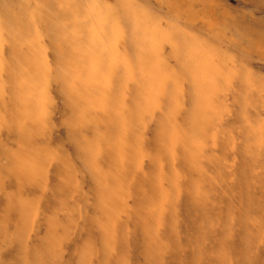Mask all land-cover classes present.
I'll return each mask as SVG.
<instances>
[{
	"label": "rangeland",
	"instance_id": "1",
	"mask_svg": "<svg viewBox=\"0 0 264 264\" xmlns=\"http://www.w3.org/2000/svg\"><path fill=\"white\" fill-rule=\"evenodd\" d=\"M132 1H141L140 3H142L137 14L143 13L151 16V13H157V2L174 5L178 0H144V2L143 0H0V47H2V56H0V167L4 168L0 172V241H2L0 243V264H18V261L23 259L24 261L34 259L36 262H33L34 264H145V261L149 264H169L170 262L164 256L165 247L168 245L161 244L157 235L168 229V223L163 222V218L169 214L166 208L170 207L167 206L171 203L169 202L170 198L175 204H172V209L179 208L181 196L176 198L173 184L175 172L180 173L181 185L184 187L191 186L187 180L191 177L197 183L202 182L200 179H204L203 184L211 185L210 181L212 180L203 175V173L206 174L205 166L209 165L210 156L225 151L228 153L227 158L217 162V166L222 165L224 168L233 166L239 152L245 150V145L243 146L240 142L243 135H246L245 137L249 141L250 139L253 141L257 137V142H252L253 144L250 145L255 147L259 153H264V57L260 58L252 54L264 52V0H215L222 2L219 6H223V8L225 6L227 8L225 10L228 12L227 16L222 12H217L212 16L214 24L217 23L216 20L219 22V24L217 23L218 31L215 29L211 33L208 32V35L205 33L207 31H191L190 33V36L195 40V45L190 48L192 58H195L193 64L200 61L196 69L197 71L203 70L202 74L205 73V76L201 75L199 78L200 80L210 78L213 82L211 88H215V91L211 92L201 85L198 86L197 83L193 85L192 79L196 78H189L187 74H184L180 88L182 107L178 119L183 138L177 146V158L193 163L195 168L182 167L181 163L177 161L174 170L171 157L166 156L169 160L168 162L165 160L163 183H161L160 159L156 152L150 153L158 158L155 163L147 156L141 165L139 171H154L158 175L155 184H158V187L164 191V194L161 193L159 197L155 198V204L158 205L157 211L155 204L151 202L146 206L150 216L146 224L143 223V227L148 228L149 233L154 234V241L150 240L149 251L143 253V238L135 237L138 231L133 234V226L137 220L135 217L132 218L133 220L130 217L125 219L122 215L115 221L114 229L106 230L103 227L104 217L99 216L102 206L94 182L83 176L84 164L81 151L83 138L93 137L98 127L100 130L102 128L97 123L88 124L81 129L73 126L76 113L74 114L75 108L68 104L69 100L64 85L67 78L65 70L68 69L72 75L79 74L86 78L85 86L91 98L101 101L106 96L105 111L102 113L113 114L107 100L119 92L116 91L115 83L121 72L120 67L125 68L129 77L138 76L134 62H131V49L125 45V41H131V33L134 28L126 27L121 20L123 14L121 6ZM198 2H200V9L209 0H198ZM163 10H167L165 6ZM55 13H61L63 18L60 20L59 17V21L56 23L60 22L63 25L64 32L72 41L61 39V42L55 37L54 32L57 31V27L55 31L52 30V24L55 25L54 22L52 23L56 17ZM179 16L178 13L169 14L168 19L163 18L161 27H164L163 24L166 21H171L172 24L179 26V22L176 21ZM140 18L142 19V17ZM108 19H111L113 23L107 21ZM225 21L229 22L227 27H224ZM240 22L243 23L242 26L239 25ZM135 25L142 29L145 37L147 35L145 27L142 28L139 22L137 24L135 22ZM145 25L146 27L150 26L147 23ZM38 34L42 37L44 44L41 55L47 59V52L50 63L56 68L55 78L49 87L52 101L49 126L42 134L31 122L34 106L32 83L23 89V84L19 81L20 69L17 68L18 62H16V54L21 51L33 60L30 63L26 59L25 64H29L31 69L36 65L38 67L39 52L35 51L29 43ZM168 34H170L169 31L163 33L162 40L163 35ZM111 35L114 39L107 40L108 37L111 38ZM226 37L231 46L242 48L241 53L244 54L233 50V47L231 49L233 56H230L229 48L221 44L222 42L218 43ZM164 41L163 44L166 43V39ZM260 41L263 42L262 47H259ZM106 44L109 45L108 49ZM144 48L145 46H138L135 50L146 55L143 51ZM100 50L106 55H102ZM163 51L158 57L161 65L165 66L168 63L165 57L167 48ZM210 53L220 56L209 59ZM222 54L224 57H221ZM92 55L98 57L92 59ZM84 56L86 58L89 56V59L84 60ZM105 58L108 59L107 64L104 63ZM145 60H147L146 56ZM136 62L137 66L141 65L139 66V68L142 67L140 71H143L149 81L151 76L148 74L152 72L151 75H154L155 69H151L150 65L147 66L148 61L143 67L141 58H137ZM168 64L173 66L175 61ZM224 64L227 66L226 83L218 80L221 75L218 74L219 69ZM241 65L246 70L241 82L245 80L248 82L246 86H251V83L259 81V84L253 86L252 89L261 104L257 110L251 108L253 109L251 111L248 105L249 100H243L241 109L248 117L252 116L256 119V122L248 126L246 130L240 126L235 128L230 126L235 118H239L241 122L247 120V116L241 113L240 108L234 106L239 99L236 96L237 89L231 71L234 67L240 69ZM208 67L211 71L210 77H206V68ZM31 69L26 71L24 76L33 82L37 68ZM87 69L89 70L87 71ZM93 72L96 75L103 74L99 83L96 82L95 76L90 75ZM230 77L231 83H229ZM170 79L172 78H169L167 82H170ZM126 82L119 96L121 101L119 108H125L126 118L132 126L135 124L132 121L134 113L138 114L140 118L147 109L153 108L156 104L159 105L152 111L145 132L146 141L151 142L154 139L156 122H167L169 110L174 106V92L165 86L163 94L155 96L153 79L152 89L147 91L148 94L142 96V100H150L149 105L134 109L133 103H129L128 100L131 97L132 81L127 79ZM22 90L24 91L22 92ZM199 94L205 96L207 103L210 100L212 105L226 107L228 114L225 119L213 123V127V124L195 123L196 115L201 111ZM132 97H135L134 93H132ZM138 97L137 94L136 98L138 99ZM137 109H140L139 112ZM145 118L148 119V117ZM162 130L159 129L158 133L161 140H164L166 138L165 131ZM133 132L130 133V139H133L131 135ZM213 134H215V148L205 149L197 162L199 152L197 142L204 141L207 144H212ZM220 139L223 141L219 144L217 140ZM185 148H188L189 152H185ZM161 151L162 148L158 153ZM111 158L110 155L109 162H111ZM262 158L264 164V156ZM128 167L130 171L136 170L135 162L130 163ZM235 170L232 169V171ZM231 177L233 178V175L227 176L226 179L224 177L229 188L233 185ZM127 181L131 189L136 188V191L138 189L146 190L149 187V181L145 177L139 178L133 186L131 185V176L127 177ZM215 186L218 190L219 187H222V182L217 178H215ZM226 193H215L217 201L214 206L216 209L219 207L221 212L212 223L215 233L211 237L215 243L220 241V244L222 242L223 244L219 247L210 244L202 247L203 254L209 255L202 264H252L253 261L264 264V224L253 220L245 224L242 217H246L247 209L242 198L238 200V206L236 200L230 198L229 192ZM255 196L260 198L262 193L257 191ZM228 199L229 201H227ZM225 201L228 202L227 208ZM132 203L133 199L128 205V211L131 213L133 212ZM160 207L163 209L160 210ZM228 210H230V215H227ZM257 210L264 214V202L258 206ZM21 215L28 217V224L23 230V234H19L20 228L23 227ZM228 216L230 217L228 218ZM243 226L252 229L250 235L247 233L248 230L245 233L241 231ZM122 227L125 230L122 240L116 239V234ZM99 228L102 231L101 234L98 233ZM52 230L55 231L53 236H51ZM42 238L45 240L43 244H41ZM51 239L55 246L49 248L50 252H47L46 248L51 245ZM177 243L179 247H185L183 240H179ZM246 244L249 245L244 248ZM120 246L123 247V251L120 250ZM191 247L192 250L181 252V258L188 264H194L197 261L194 256L196 248L193 244ZM18 256L20 257L18 258ZM177 264H183V262L180 260Z\"/></svg>",
	"mask_w": 264,
	"mask_h": 264
},
{
	"label": "bare ground",
	"instance_id": "2",
	"mask_svg": "<svg viewBox=\"0 0 264 264\" xmlns=\"http://www.w3.org/2000/svg\"><path fill=\"white\" fill-rule=\"evenodd\" d=\"M140 2L132 1V2H128L127 5L121 6V8L123 10V14L121 15V20H122L123 25H125L126 27L128 26L129 28L130 27L134 28V31H132V33H131V41H125V45L127 48L129 47L131 49V52H130L131 56H132V57L130 56L131 62H134V66L137 70L138 76H134V77L130 76L129 77V74H127L124 70L125 68L123 69L122 67H120L121 72L119 71L120 74H119V76L117 75L118 78L116 79V83H115L116 91L117 92L119 91L120 94L118 92V94L116 93L114 96H111L107 100L109 107L112 109L113 114H111V113L109 114L107 112L100 113V118L103 121V123L99 124L100 127L102 128V130L110 133L113 138H115L119 134V131L121 128L120 121H122L121 120L122 118H126V115H127L125 113V108H119V105L121 102L119 96L121 95L122 88H124L125 84L127 83L126 82L127 79L132 81V88H130L131 89V91H130L131 97L128 98L129 103H133V105H134V107L133 106L132 107L134 109H136L139 106L149 105V103H150V100L147 101L146 99H144V97H143L144 100H142V96H144L149 89H152L153 75H151L152 72L150 74H148L151 76V78L148 81L147 76H144L143 71H140L141 70L140 68H142V67L139 68V66H141V65L140 64H139V66L136 65V63H137L136 59L141 58V60H142L141 64L143 65V67H145L149 58L147 57V55H145L143 53L142 54L138 53L135 50V48L138 46L147 47L146 41L144 39L145 37L143 36L144 32H142L141 28H137V26L135 25V22H136V24L139 22L141 24L142 28L145 27L144 30L147 31L146 32L147 35H145V36L151 35L153 32H155L156 35L160 39H162V34L167 33L169 31L170 34H168L166 36L163 35L164 36L163 40L166 39L167 44L162 43L161 48L158 52V55L159 54L161 55V53L164 52L163 50L165 48H167V51L165 53V57L167 58V62L169 63V62L175 61V65L172 66L168 63L165 65L169 68L174 67L178 71L183 72V74L189 75V78L195 77L196 78L195 80H194V78L192 79L193 85H194V83H197L198 86L201 85L202 87H205L207 90H211V92L215 91V88H211V87H213L212 86L213 82H212V80H210V78H206L205 80L204 79L200 80V78H199L201 75L205 76V73L202 74L201 72H203V70L197 71V69H196L197 65L199 66V64H200V61L199 62L197 61L195 64H193L194 63L193 60H195V58H192L193 56H192V52L190 51V48L193 45H195V43H194L195 40L193 39V37L190 36V33H191V31H200V32L201 31H204V32L207 31L205 33L208 35V32L211 33L215 29H216V31H218L217 23L219 24V22L216 20L217 23L214 24V22L212 20V16L214 14L216 15L217 12H222V14H224V15H226L228 13L225 10V8H226L225 6H224V8H223V6H219V4H221L222 2H216L215 0H209V2L202 5L200 7V9H199L200 2H198V0H178L175 2L174 5H171L170 3L164 4V3L157 2L156 3L157 4V7H156L157 13L156 12L151 13V16H147L143 13H139V14L136 13V12H139L140 5H142V3H140ZM143 2H144V0H143ZM164 6L167 9L166 11L163 10ZM196 8H198L199 10H197ZM163 11H164V13L160 14ZM88 13H89V11H88ZM173 13H175V14L178 13L180 15L179 18L176 19V21L179 22V26L172 24L171 21H166V22H164L165 24H163L164 27H161V25H162L161 23L164 21L163 18L168 19V15L173 14ZM196 13H198V14H196ZM55 14H56V17L52 20V23L53 22L55 23V25L52 24V30L55 31L56 27H57V31L54 32L55 37L57 39H60V40L62 39L63 41H66V40L72 41V39L64 32L65 29H64L63 25L60 22L56 23L59 21V17H60V20L63 18L61 13L60 14L55 13ZM140 17H142V19ZM135 20H137V21H135ZM107 21H109L110 23H113V21H111V19H108ZM198 22H200V23H198ZM105 23H106V21H105ZM145 23L150 25V26H148L149 28L146 27ZM241 23L242 22L239 23L240 26L243 25V23L242 24ZM181 24H183V26H180ZM223 24L225 25L224 27H227L229 25V22L225 21ZM57 25H60V26L58 27ZM32 30H34V29H32ZM17 33H20V32H17ZM14 34H15V36H17L16 33H14ZM104 36L106 37L107 35H104ZM111 39L112 40L114 39V37H112V35H111V38L109 39V37H108L107 40H111ZM62 40H61V42H62ZM220 42H222L221 44L226 45L229 48V52H230L229 55L233 56L231 49L234 46H231L228 43L229 41H228L227 37L222 39L221 41H218V43H220ZM107 44H109V43H107ZM173 44L178 45V49H179V56L178 57L176 56V49H174ZM262 46H263V42L260 41L259 47H262ZM28 48L30 49L31 47L29 46ZM106 48L108 49L109 45H107ZM238 48L234 47L233 50L239 51L241 53V51H243V50H241L242 48H239V49ZM199 49L201 50L202 47ZM100 51H102V50H100ZM263 53L264 52L261 51L260 53L254 52L252 54H255L258 57L263 58L264 57ZM101 54L104 56L106 55V53H104L103 51L101 52ZM241 54H244V53H241ZM245 54H247V53H245ZM252 54H250V55H252ZM16 55H17L16 56V62H18V67L17 66L16 67L18 69H20L19 81L23 84V89H24L25 86L32 83V80L31 81L27 80L26 77L24 76L25 72L31 69L29 64H25V60L27 59V61L30 63H32L33 60L31 58H28L21 51L19 52V54H16ZM197 55L199 56V54H197ZM255 55H253V56H255ZM145 56H146L147 60H145ZM218 56H220V55H214L213 53H210L209 59H211V58L213 59L214 57L218 58ZM222 56L224 57L223 54L221 55V57ZM29 57H31V56H29ZM96 57H98V56L92 55V59H95ZM194 57H196V56H194ZM83 59L87 60V59H89V56L87 58L84 56ZM151 59H155V57H153ZM104 63L105 64L108 63L107 58H105ZM149 65L150 64L148 62L147 66H149ZM36 68H37V65L35 68H32V69H36ZM88 70L89 69H87V71ZM118 70H119V68H118ZM226 70H227V66L224 64L219 69V72H218V74L219 73L221 74L220 78H218V80L222 81V83H226V79H227L226 78L227 75H225ZM65 71L67 73V78L65 80L66 82H64V85L66 87L65 90L67 92V94H66L67 99L69 100L68 79H69V76L72 75V73L69 72L68 69ZM245 71H246L245 68L242 66L239 69V73L232 77V79L235 80V87L237 89L236 96H237V99H239V101L234 106L235 107L238 106L240 108V110L242 111L241 113L244 115H246V113L244 112V110L241 109V106L244 103L243 102L244 99H246V101L249 100L248 105H249L250 109L253 108V109L257 110L259 105H261L256 98V93L252 89L253 86H256L257 84H259V81L256 80L254 83H251V86H246V84L248 82H246L245 80L241 82V78H242V76H244ZM63 72H64V70H63ZM193 73H195V76L193 75ZM210 73H211L210 68L209 67L206 68V75H207L206 77H210L209 76ZM85 74H86V72H85ZM30 79H31V77H30ZM170 80L172 82L171 81L167 82L166 86L169 87L171 89V91L173 90V92H174L173 99H175L176 89H177V81L173 78ZM85 81H86V79H85ZM181 83H182V81H181ZM181 83L179 85L180 88L182 85ZM187 84H188V86H190L189 83H187ZM187 84H186V86H187ZM195 86H196V84H195ZM23 91L24 90H22V92ZM132 93H134L135 97H132ZM137 94L139 96L138 99L136 98ZM196 94H198V93H196ZM99 95H100V93H99ZM199 95H200L199 99H200V104H201L200 109H201L202 106L205 103H207V100L205 99V96H203L202 94H199ZM179 98L181 101V96H179ZM175 103H176V99L174 100L173 105H175ZM68 104H69V101H68ZM168 107H170V106L168 105ZM75 109H74V114L76 113ZM253 109H251V111H253ZM139 110L140 109H137L138 112H139ZM133 113H134V110H133ZM201 115H202V113L200 111L199 114L196 115L195 123H204L201 120ZM251 117L247 116V120L244 122H241L239 118H235V120L231 123L230 126L232 128L240 126V127L244 128V130H246V128L248 126H250L256 122L255 117H252V118ZM138 118H139V115L138 114L135 115V113H134L132 116V121L135 124L133 126L136 125ZM214 123H217V122H214ZM166 125H167L166 121L164 123H160V121L156 122V127H155L156 131H155V134L153 135L154 139H152L151 142L146 141V146H147V150L149 153H155L156 152L159 155L158 152L162 148L161 144H162L163 140H161L158 132H159V129H163L162 131L164 132ZM213 126H214V124L212 125V127ZM131 135L134 139V132ZM245 136L246 135H243L240 138L241 139L240 142L243 144V146L245 145V147H244L245 150L239 152V154L237 155L236 163L233 166H229L227 168H224L222 165H220L219 167L217 166L218 165L217 162H219L220 160H224V158H227L228 153L225 151H220L218 154L210 156L209 165L205 166L206 170H207V171H205L206 174L203 173V175L209 177L210 180H212V181H210L211 185L208 183L203 184L202 182H205L204 179L203 180L200 179V181H202V182L197 183V181L191 177V178L187 179L189 182L188 184H191V186H188V187L185 186L184 187V185H181V191H180L181 197H180V201H179L180 202L179 208L174 206L175 208H177V210H175L174 208L172 209V204L173 205H175V204L172 203L171 198H170L169 202H171V203L167 204V206H170V207H167V208L165 207L169 214L163 218V222L168 223V224L166 223L168 226V229L164 230L163 232H160L157 235V239H159L161 244L168 245V247H165V250H164L165 255L164 256L168 259V262H170L171 264H177V262H180V260L183 262V264H188V262H186L185 260H183L181 258V256H182L181 252L186 251V250H192L191 249L192 244L196 248L194 256L196 257L197 261L194 264H202L205 260L208 259L209 255L203 254V249H201L206 244H210V245H213L216 247H217V245L219 247L221 244H223V242L220 244V241L215 243L214 241L211 240V237L214 236V233H215V231H213L214 228L212 226V223L217 219V217L219 216V214L221 212L219 207L216 209V207L214 206L215 201H217L215 198V193L219 194L222 192L225 194L226 192H229L230 198H234L236 200V204L238 206H239L238 200L240 198H242L243 204H245V207L247 209L246 210V212H247L246 217H242L243 221L245 220V224H246V222H249L250 220L257 221V222L259 221V223H261L262 225L264 224V221H263L264 214L262 213V211L257 210L258 206L264 202V164L262 162V160H263L262 157L264 156V153H262V154L259 153L255 147L250 145L252 142L253 143L257 142V137L253 141H251V139H250V141H251L250 142L247 139V137H245ZM217 141L220 144L221 141H223V140L220 139ZM187 149L188 148L184 149L185 152H189V150H187ZM110 155L112 157L110 160L113 164L114 154H110ZM148 158L150 160L152 159L153 163H155L158 159L155 157V155H151V154L148 155ZM165 160L168 162L169 158L165 157ZM177 161L181 163L182 167H186L188 169L195 168L194 164L191 162H184L180 158H177ZM111 162H109V164H111ZM198 167L201 168L200 165H198ZM0 169H1L0 170V172H1L2 169H4V168L0 167ZM223 169H225V170H223ZM232 169L233 170L236 169V170L232 171ZM8 171L10 172V170H8ZM130 172H131V174H130ZM128 173H129V175H128ZM133 174H134V177H132ZM229 175H233V178L231 177L233 180V185L230 188H229V186H227V184L224 180V177L226 179L227 176H229ZM128 176H131V180H132L131 185L132 186H133L134 182L136 184V181L141 177H145L149 181V187L146 188V190H144V189L139 190L138 189L136 191V188L132 189L133 203L131 206H133V212L131 213L127 209L126 213L123 215L125 219H127L129 217L131 219L134 217L137 219V220L134 219L135 224L133 226V229H134L133 234H135L138 231L137 234L135 235V237L139 238L141 236L143 238L144 246H142V251L144 253V252L150 250L149 249L150 240L154 241L153 240L154 234L152 232L149 233L150 230L148 228L143 227V223L146 224L147 219H149V216H150L149 211L146 210V206L148 204H150V202L155 204V198L157 196L159 197L161 193L164 194V191L161 187H158V184H155V180L158 179V175H156L154 171L143 172V171H139V170H132V171L128 170V172L125 173V176H124V180H125L126 184H129L127 181ZM197 178H198V176H197ZM215 178H217L218 180H220L222 182V187H219V190L215 186ZM199 185H200V187H198ZM192 188H195V189L193 190ZM198 188H199V191H201L203 193H207V196L199 195L198 194ZM231 189H233V190H231ZM257 191H260L262 193V197L259 198V197L255 196V193ZM227 201H229V199ZM227 201L224 202L226 208H227V204H228ZM157 206L158 205L155 204V208H156L155 210L156 211H157ZM159 209L161 210L163 208L160 207ZM178 210H179V214H178ZM227 215H230V210L227 211ZM99 216L103 217L102 211H100ZM20 217L21 218L23 217V219H22V226L23 227L20 228L19 234H23L24 233L23 230L27 227V224H28L27 223L28 217L25 215H21ZM229 217L230 216H228V218ZM246 219H247V221H246ZM261 221H263V222H261ZM247 230H248V232H247ZM241 231L244 233L246 231L250 235L252 232V229H250V228L247 229L245 226H243ZM259 231L261 232V230H259ZM54 232L55 231H53V230L51 231V236H53L55 234ZM124 232H125V230L123 227L121 229H119V233L116 234V237H117L116 239L119 238V240H122V234H124ZM98 233L99 234L102 233L100 228H99ZM147 239H149V240H147ZM179 240H183L185 242L184 248L179 247V245L177 243ZM44 241L45 240L42 238L41 244H43ZM50 244L51 245H48V247L46 248L47 252H50L49 248H54V246H55L52 239L50 241ZM248 245L249 244H246L244 246V248L248 247ZM91 250H92V248H91ZM120 250L123 251L122 246H120ZM134 251L136 252L135 246H134ZM19 257L20 256H18V258ZM216 257H219V255H216ZM50 260H51V258H50ZM33 262H35L34 259H31V260L29 259V260H25V261L23 259L21 261H18V264H34ZM251 263L252 264H262L261 262H258V261H255V262L253 261ZM145 264H149V263L145 261Z\"/></svg>",
	"mask_w": 264,
	"mask_h": 264
},
{
	"label": "clouds",
	"instance_id": "3",
	"mask_svg": "<svg viewBox=\"0 0 264 264\" xmlns=\"http://www.w3.org/2000/svg\"><path fill=\"white\" fill-rule=\"evenodd\" d=\"M118 31V26H117ZM147 47L143 49L149 58L148 62L151 69H155L154 79V94L160 96L163 94L167 80L173 78L177 81L176 103L169 110L167 117V125L165 128V139L162 141V151L159 153L160 159V174L161 183H163L165 157L170 156L173 169L175 170L177 162V146L181 142L183 136L179 123L180 109L182 107L180 101V83L184 78V74L176 68H169L166 65L162 66L158 57V52L162 43L165 41L160 39L155 32L145 36ZM7 43V41H4ZM31 47L39 52L37 72L32 82V94L34 97V106L32 108L31 122L36 125L39 133H43L49 126L50 105L52 103L49 95V87L51 81L55 78L56 68L50 63L46 52L47 59L41 55L42 37H37L29 42ZM176 49V56H179L178 45L173 44ZM0 56H2V47H0ZM155 57V59H151ZM239 73V68L234 67L231 76ZM67 75V73H66ZM99 83L103 78V74H92ZM195 76V73H193ZM85 79L79 74L70 75L68 79L69 89V104L76 108L75 119L73 126L81 129L88 124L103 123L100 118V113L105 111V101H97L91 98L85 86ZM231 83V77L229 78ZM147 109L139 118V121L134 126V139H130V133L133 132V126L127 118H122L119 134L113 138L110 133L104 130H98L93 137H84L82 143V160L84 164L83 176L86 179L94 182L98 199L101 203V211L103 213V227L106 230L115 228V221L124 215L128 209L129 202L132 200L133 194L129 184L125 183L124 176L129 170V164L135 162L136 170H139L145 158L150 154L146 146V129L149 119L155 107ZM201 120L205 124H212L225 119L228 114L226 107L221 108L210 103H205L201 108ZM145 117H148L146 119ZM213 143L207 144L204 141H198L199 152L197 154V162L205 149L215 148V134L212 137ZM110 154H114V164H109ZM181 175L178 171L175 172L173 181L176 198H179L181 191ZM114 181L116 182L114 184ZM199 195L207 196L198 190ZM167 199V190H166ZM114 235V233H113ZM2 243V241H0Z\"/></svg>",
	"mask_w": 264,
	"mask_h": 264
}]
</instances>
